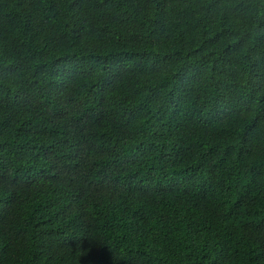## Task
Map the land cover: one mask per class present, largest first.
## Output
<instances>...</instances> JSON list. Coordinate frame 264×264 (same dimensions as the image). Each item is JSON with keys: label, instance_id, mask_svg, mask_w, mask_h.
Segmentation results:
<instances>
[{"label": "trees", "instance_id": "trees-1", "mask_svg": "<svg viewBox=\"0 0 264 264\" xmlns=\"http://www.w3.org/2000/svg\"><path fill=\"white\" fill-rule=\"evenodd\" d=\"M0 264H264V0H0Z\"/></svg>", "mask_w": 264, "mask_h": 264}]
</instances>
